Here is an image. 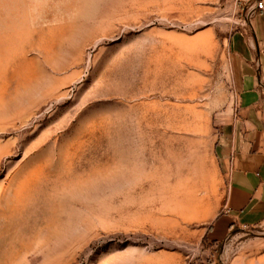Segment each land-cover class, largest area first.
Listing matches in <instances>:
<instances>
[{"label": "rangeland", "instance_id": "obj_1", "mask_svg": "<svg viewBox=\"0 0 264 264\" xmlns=\"http://www.w3.org/2000/svg\"><path fill=\"white\" fill-rule=\"evenodd\" d=\"M246 4L0 0V264H264L207 233Z\"/></svg>", "mask_w": 264, "mask_h": 264}, {"label": "crops", "instance_id": "obj_2", "mask_svg": "<svg viewBox=\"0 0 264 264\" xmlns=\"http://www.w3.org/2000/svg\"><path fill=\"white\" fill-rule=\"evenodd\" d=\"M246 1V26L228 40L235 105L218 113L216 156L225 196L207 231L217 242L234 228H264V0L261 9L256 0Z\"/></svg>", "mask_w": 264, "mask_h": 264}, {"label": "built area", "instance_id": "obj_3", "mask_svg": "<svg viewBox=\"0 0 264 264\" xmlns=\"http://www.w3.org/2000/svg\"><path fill=\"white\" fill-rule=\"evenodd\" d=\"M263 7L262 0H256V9H261Z\"/></svg>", "mask_w": 264, "mask_h": 264}, {"label": "bare ground", "instance_id": "obj_4", "mask_svg": "<svg viewBox=\"0 0 264 264\" xmlns=\"http://www.w3.org/2000/svg\"><path fill=\"white\" fill-rule=\"evenodd\" d=\"M20 200V199H19ZM18 203H19V206H20V203H21V201H18ZM15 205V204H14ZM21 207V206H20ZM17 209V208H16Z\"/></svg>", "mask_w": 264, "mask_h": 264}]
</instances>
